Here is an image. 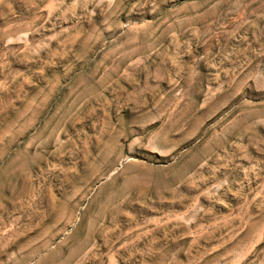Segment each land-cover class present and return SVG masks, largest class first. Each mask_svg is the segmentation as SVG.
<instances>
[{"label":"rangeland","instance_id":"obj_1","mask_svg":"<svg viewBox=\"0 0 264 264\" xmlns=\"http://www.w3.org/2000/svg\"><path fill=\"white\" fill-rule=\"evenodd\" d=\"M0 264H264V0H0Z\"/></svg>","mask_w":264,"mask_h":264}]
</instances>
